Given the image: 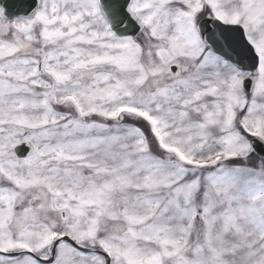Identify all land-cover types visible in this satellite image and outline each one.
<instances>
[{
    "label": "snow or ice",
    "instance_id": "snow-or-ice-1",
    "mask_svg": "<svg viewBox=\"0 0 264 264\" xmlns=\"http://www.w3.org/2000/svg\"><path fill=\"white\" fill-rule=\"evenodd\" d=\"M0 264H264V0H0Z\"/></svg>",
    "mask_w": 264,
    "mask_h": 264
},
{
    "label": "water",
    "instance_id": "water-1",
    "mask_svg": "<svg viewBox=\"0 0 264 264\" xmlns=\"http://www.w3.org/2000/svg\"><path fill=\"white\" fill-rule=\"evenodd\" d=\"M13 10H15V5H13Z\"/></svg>",
    "mask_w": 264,
    "mask_h": 264
}]
</instances>
